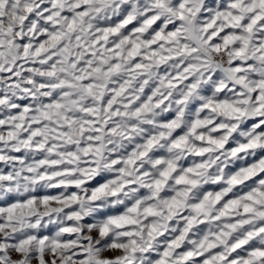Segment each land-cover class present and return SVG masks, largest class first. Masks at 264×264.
<instances>
[{
	"label": "snow or ice",
	"instance_id": "6c2138e0",
	"mask_svg": "<svg viewBox=\"0 0 264 264\" xmlns=\"http://www.w3.org/2000/svg\"><path fill=\"white\" fill-rule=\"evenodd\" d=\"M0 264H264V0H0Z\"/></svg>",
	"mask_w": 264,
	"mask_h": 264
},
{
	"label": "rangeland",
	"instance_id": "374dc122",
	"mask_svg": "<svg viewBox=\"0 0 264 264\" xmlns=\"http://www.w3.org/2000/svg\"><path fill=\"white\" fill-rule=\"evenodd\" d=\"M106 255H109V256H111V255H113L112 253H107Z\"/></svg>",
	"mask_w": 264,
	"mask_h": 264
}]
</instances>
